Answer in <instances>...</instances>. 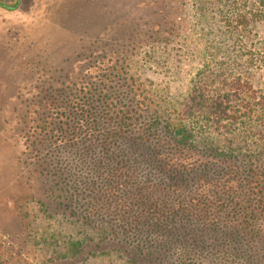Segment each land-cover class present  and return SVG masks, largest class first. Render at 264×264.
<instances>
[{
	"label": "rangeland",
	"instance_id": "374dc122",
	"mask_svg": "<svg viewBox=\"0 0 264 264\" xmlns=\"http://www.w3.org/2000/svg\"><path fill=\"white\" fill-rule=\"evenodd\" d=\"M238 77L259 100L264 0H0V264H252L236 234L136 224L144 181L112 176L133 151L118 116L138 142L180 119L199 148L249 152ZM203 92L242 115L235 144L191 107Z\"/></svg>",
	"mask_w": 264,
	"mask_h": 264
},
{
	"label": "trees",
	"instance_id": "16d2710c",
	"mask_svg": "<svg viewBox=\"0 0 264 264\" xmlns=\"http://www.w3.org/2000/svg\"><path fill=\"white\" fill-rule=\"evenodd\" d=\"M232 80L231 97L245 88L250 92L242 115L250 122L258 121L251 127L247 124L249 128L244 133L249 152L241 154L239 147L227 144L221 147L209 143L205 149L199 148L200 141L180 119L178 123L167 121L164 135L148 138V133H143L140 136L143 139L138 142L139 138L134 137L136 128L129 127L130 121L124 116H118L119 127L124 131H117L114 137L127 135L133 151L125 149L127 154H121L122 147L117 150V163L121 164L112 176L121 186L130 185L133 173L144 181L134 191L133 202L137 207L127 210L136 215L133 220L136 224L142 220L158 229L186 230L203 239L213 238L215 234H236L239 238L235 240L246 245L250 262L264 264V94L256 100L257 90L248 81L240 77ZM203 93L205 102L199 101L191 107L213 120L217 130L224 129L223 132L231 136L228 144H235L232 130L242 115L238 116L237 111L219 97H212L215 103L211 107L207 103L210 98ZM254 101L258 102V109ZM158 124L153 121L150 129H156ZM253 136L255 149L249 141ZM207 140L220 142L215 137ZM101 142L107 147L116 145V141L108 138ZM119 157L126 160V165Z\"/></svg>",
	"mask_w": 264,
	"mask_h": 264
}]
</instances>
